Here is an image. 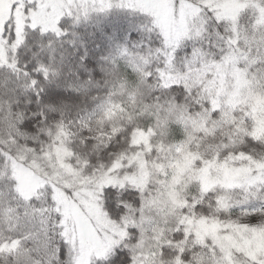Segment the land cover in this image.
Segmentation results:
<instances>
[{"label":"snow or ice","instance_id":"6c2138e0","mask_svg":"<svg viewBox=\"0 0 264 264\" xmlns=\"http://www.w3.org/2000/svg\"><path fill=\"white\" fill-rule=\"evenodd\" d=\"M0 264H264V0H0Z\"/></svg>","mask_w":264,"mask_h":264}]
</instances>
